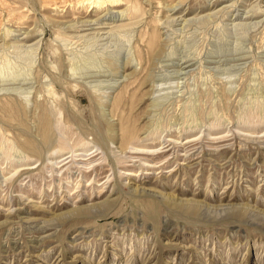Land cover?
<instances>
[{"label":"rangeland","instance_id":"1","mask_svg":"<svg viewBox=\"0 0 264 264\" xmlns=\"http://www.w3.org/2000/svg\"><path fill=\"white\" fill-rule=\"evenodd\" d=\"M48 1L0 0V264H264V0Z\"/></svg>","mask_w":264,"mask_h":264},{"label":"bare ground","instance_id":"2","mask_svg":"<svg viewBox=\"0 0 264 264\" xmlns=\"http://www.w3.org/2000/svg\"><path fill=\"white\" fill-rule=\"evenodd\" d=\"M84 1H85V0H84ZM87 1L90 2V0H87ZM48 2L52 3V6H55V5H57V4L62 3L61 1H60V2H55V1H53V0H52V1L49 0ZM110 2H111V3H114V2H116V1H115V0H110ZM47 6H48V5H47ZM52 6H51V7H52ZM51 7H50V8H51Z\"/></svg>","mask_w":264,"mask_h":264}]
</instances>
